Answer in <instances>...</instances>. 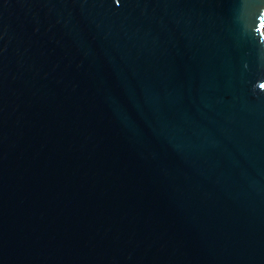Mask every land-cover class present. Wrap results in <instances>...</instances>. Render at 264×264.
Returning a JSON list of instances; mask_svg holds the SVG:
<instances>
[{
  "label": "water",
  "instance_id": "95a60500",
  "mask_svg": "<svg viewBox=\"0 0 264 264\" xmlns=\"http://www.w3.org/2000/svg\"><path fill=\"white\" fill-rule=\"evenodd\" d=\"M0 264H264V0H0Z\"/></svg>",
  "mask_w": 264,
  "mask_h": 264
}]
</instances>
